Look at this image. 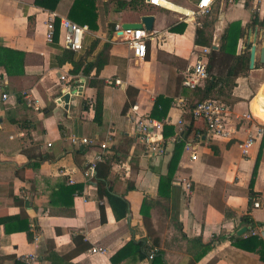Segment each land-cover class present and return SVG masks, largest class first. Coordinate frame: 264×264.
Wrapping results in <instances>:
<instances>
[{
	"label": "crops",
	"instance_id": "0c3cea01",
	"mask_svg": "<svg viewBox=\"0 0 264 264\" xmlns=\"http://www.w3.org/2000/svg\"><path fill=\"white\" fill-rule=\"evenodd\" d=\"M155 1L165 6L95 0L88 6L93 22L86 24L84 46L73 50L71 59L65 56L60 28L53 42L47 40L51 9L36 0H0V264H17L29 255L37 256L31 264H151L153 258L141 259L135 250L118 255L131 240L163 250L168 264H264V132L248 154L239 145L251 130L264 127L256 97L264 84L260 52L255 68L248 62L221 96L231 107L236 137L213 138L203 120L184 114L186 124L195 121L185 139L194 149L188 151L184 142L170 185L160 182L169 172L176 140L183 137L177 124L182 112L173 102L178 97L196 101L193 89L182 84V72L208 46L196 43L198 29L203 27L217 48L238 21L243 33L236 52L250 60L252 41L256 38L258 51L264 46V14L256 13L253 0H214L208 15L187 18L184 10L195 8L198 0ZM72 4L60 0L54 11L67 16ZM144 14L155 20L153 29L145 30L147 55L139 59L114 29ZM101 53L105 65L86 72ZM63 73L72 77L69 83L60 80ZM25 92L38 103L29 104ZM159 97L163 104L157 117L152 112ZM136 104L164 124L161 155H148L137 137L128 115ZM249 112L252 119L244 118ZM74 136L94 142L77 144ZM108 139L97 170L112 193L128 200L122 217L104 188L85 174ZM193 150L197 159L191 157ZM182 179L191 182L189 190ZM146 198L152 200L147 223ZM250 236L255 239L242 242ZM93 247L106 252L94 253Z\"/></svg>",
	"mask_w": 264,
	"mask_h": 264
},
{
	"label": "built area",
	"instance_id": "2783aa9c",
	"mask_svg": "<svg viewBox=\"0 0 264 264\" xmlns=\"http://www.w3.org/2000/svg\"><path fill=\"white\" fill-rule=\"evenodd\" d=\"M236 1V0H230ZM241 2H247L249 0H237ZM255 1V11L258 14H264V0ZM150 3L155 5L165 6L155 0H149ZM214 0H198L196 7L192 10L185 9L184 12L187 18H198L206 16L211 12ZM258 3V4H257ZM168 7V6H166ZM57 20H59V28L62 32V41L66 48L80 51L84 46L85 35L88 32V25H81L67 16L61 15L58 12H51L47 19V32L46 37L49 42H53L55 39ZM187 20V19H184ZM114 32L120 38H123L134 56L139 59H144L147 55V33L144 28H129L124 27V24L118 22L115 24ZM211 51L210 46H202L200 51L196 54L195 61L190 64L182 72V84L189 88L195 89L201 81L205 80L208 75V56ZM72 79L67 73H63L60 76V80L69 83ZM111 83L112 81L109 80ZM118 84V82H115ZM68 86H71L68 84ZM26 100L29 104L36 105L38 99L32 96L31 93H24ZM4 98L8 97V94H3ZM174 106L182 112V118H179L177 124L180 126L178 131L179 137H182L186 122L184 120V114H190L194 119H201L206 124L207 133L209 136L221 137V138H234L236 137L238 128L230 121L231 107L229 104L219 98H207L201 101L190 102L186 97H178L173 102ZM129 119L132 122L139 141L144 145L148 155H161L165 152L166 146L164 144V137L162 135L163 122L157 121L150 116V114L140 111L139 106L136 104L129 110ZM254 115L249 112L244 114V118L252 119ZM264 132L263 126H257L247 134V137L243 139L239 145L244 154H248L250 148L256 141V138L262 135ZM74 143L77 144H90L94 140L88 138H72ZM176 140V139H175ZM109 139L100 144V151L95 158L88 164L85 174L89 180L96 179V168L98 162L105 158V151L109 147ZM178 141V139L176 140ZM185 148L190 151L194 149V145L190 141H186ZM192 159H197V151L193 150L191 153ZM180 183L188 190L191 188V182L187 180H180ZM255 206H259V200H255ZM92 252H103L105 249L93 247ZM155 256V250L151 249L148 254V259H152ZM37 256L29 255L23 258L25 264H31Z\"/></svg>",
	"mask_w": 264,
	"mask_h": 264
},
{
	"label": "trees",
	"instance_id": "16d2710c",
	"mask_svg": "<svg viewBox=\"0 0 264 264\" xmlns=\"http://www.w3.org/2000/svg\"><path fill=\"white\" fill-rule=\"evenodd\" d=\"M59 2L60 0H36L37 4L45 8L51 9L52 11H54L58 7ZM94 2L95 0H73V4L69 8L67 17L81 25L88 24L91 27L93 18L88 15L90 14V12L88 11V6L94 4ZM255 21H257V19H255ZM261 23H264V20H262ZM58 30H59V20H57V28L55 34L56 36L58 35ZM242 33L243 32L240 27V23L238 21L233 22L228 32L222 37L223 43L219 47L215 48L210 41V37L207 36V32L204 30V28L201 27L200 29H198L196 43L210 46L211 51L208 56L209 75L205 80L201 81L200 84L195 89H193L194 100L201 101L212 97L221 99V96L226 94V88L231 89L232 86L234 85L235 78L240 73H244L245 70L248 69L249 55L247 54L245 55L244 53L238 54L236 52L237 41L238 38L242 35ZM75 55L76 52H74L73 50L67 49L65 51V56L70 57L71 59ZM105 63L106 60L103 58V53H101L96 61L91 62L85 67V71L87 72L89 69H91L94 66L96 67L97 71H99L105 65ZM79 67L80 65H76L77 71ZM191 102H193V100ZM161 104L163 103L161 101V97H159L158 99H156L154 111L152 112L154 116L159 117L156 111L159 108V105ZM102 110H103V99L100 93L98 94L97 97L96 114H95V119L98 122L101 121ZM166 112L167 109H165L164 112H162V114L164 113L165 116ZM195 127L196 125L194 120L186 124L183 137L180 140H178V142H176L175 144V149L173 152V158L171 160L172 162L170 163L169 172L166 175L161 176L160 182L162 183L161 184L162 186L170 185L173 174L175 172V163L177 162L178 157L181 153L185 139H188V137L192 133V130ZM97 171L98 172L96 173V180L99 185V188L100 189L102 187L104 188V194L108 197L110 203H112L113 208L116 212V216L117 217L124 216L129 211L128 200L124 198V196H120L112 193L111 190L108 187H106L105 176L102 177L100 171L99 170ZM151 203L152 200H149L147 198L143 202L142 212L144 214V220L146 221V223L148 222L147 220L149 217L148 210L152 205ZM30 238H32L31 233H30ZM246 239H243L242 242L252 241L253 239H255V237L250 236ZM152 248L154 249V247ZM126 250L130 251L131 253L134 252L135 250L139 252L141 259H145L148 258V254L151 250V246L147 245L146 240H141L138 242L131 240L123 249H121L118 252V255ZM163 253H164L163 250H158V251L155 250V256L153 257L151 264H168L164 262ZM115 257H113V260H115ZM197 258L198 257L196 256V259ZM17 264H25V263L22 261H17ZM191 264H195L194 261H192Z\"/></svg>",
	"mask_w": 264,
	"mask_h": 264
},
{
	"label": "water",
	"instance_id": "95a60500",
	"mask_svg": "<svg viewBox=\"0 0 264 264\" xmlns=\"http://www.w3.org/2000/svg\"><path fill=\"white\" fill-rule=\"evenodd\" d=\"M154 15L152 14H144L141 16L140 21L136 22H129L125 23L124 27L129 28H145V30H152L154 26ZM260 52V60L264 62V46L260 48L258 51V44L256 41V38L252 41L251 47H250V60H249V66L250 68H255L256 66V56ZM70 99V94L65 95V100L68 102Z\"/></svg>",
	"mask_w": 264,
	"mask_h": 264
},
{
	"label": "bare ground",
	"instance_id": "6f19581e",
	"mask_svg": "<svg viewBox=\"0 0 264 264\" xmlns=\"http://www.w3.org/2000/svg\"><path fill=\"white\" fill-rule=\"evenodd\" d=\"M257 103L259 109L264 113V84L257 94Z\"/></svg>",
	"mask_w": 264,
	"mask_h": 264
},
{
	"label": "rangeland",
	"instance_id": "374dc122",
	"mask_svg": "<svg viewBox=\"0 0 264 264\" xmlns=\"http://www.w3.org/2000/svg\"><path fill=\"white\" fill-rule=\"evenodd\" d=\"M256 97H257V95H256ZM224 101H225V99L224 98H222Z\"/></svg>",
	"mask_w": 264,
	"mask_h": 264
}]
</instances>
